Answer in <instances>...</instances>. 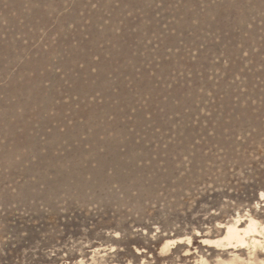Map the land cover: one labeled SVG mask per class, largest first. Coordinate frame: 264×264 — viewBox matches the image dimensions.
Returning a JSON list of instances; mask_svg holds the SVG:
<instances>
[{
  "label": "rangeland",
  "instance_id": "rangeland-1",
  "mask_svg": "<svg viewBox=\"0 0 264 264\" xmlns=\"http://www.w3.org/2000/svg\"><path fill=\"white\" fill-rule=\"evenodd\" d=\"M189 189L200 200L178 212ZM262 189L264 0H0V264H68L45 251L109 229L129 234L108 264H178L129 236L145 218L198 232L175 250L194 264L251 223L222 201Z\"/></svg>",
  "mask_w": 264,
  "mask_h": 264
},
{
  "label": "clouds",
  "instance_id": "clouds-1",
  "mask_svg": "<svg viewBox=\"0 0 264 264\" xmlns=\"http://www.w3.org/2000/svg\"><path fill=\"white\" fill-rule=\"evenodd\" d=\"M251 171L246 172L241 169L238 173V179H235L237 184L243 182L245 184L251 182ZM230 183H209L207 189L212 192L221 193L225 190L231 191ZM15 191V189H12ZM202 194V190L198 193L197 190L189 189L185 191L186 205L182 204L178 212H184L185 209L188 212L193 211V207L197 205L199 195ZM258 200L252 203H240L235 204L231 199L225 198L220 206L216 209V212L223 216L226 212L228 216H241L251 215V223L245 220L240 221V225L247 224L243 230H237L233 235L225 236L221 239L215 235L216 228L213 224V235L209 239H218V243L211 245L220 251L221 255L213 256L211 252L207 255H201L200 249L196 248L197 257L194 264H264V189L258 193ZM102 202L90 204L87 206L89 213H96ZM43 208V207H42ZM239 208V210H237ZM44 209V208H43ZM45 210V209H44ZM130 217L140 219V212L134 208L126 209ZM212 213V209H201L198 211V215L204 219H208ZM153 213H149L151 217ZM169 216L165 215L164 220H168ZM161 220L153 222L151 218H145L143 224L150 226V229L143 226H137L132 224L131 232L129 236H140L145 240V243L158 242L163 240V243L156 249V255L161 258H174L178 264H182L181 255H178L175 251L178 246H193L194 238L199 237V233L192 234L189 228L185 227L180 236H177L175 232L171 236L166 232L162 226ZM124 221H119V224H123ZM119 227V225H118ZM176 228L179 229L180 225L177 224ZM85 233L87 229L84 230ZM221 234L223 229L219 230ZM231 233L232 230L229 229ZM105 239L89 240L87 236H83L78 240L71 239V241L63 246H53L47 249L45 252L49 259L63 258L67 260L68 264H108L109 258L115 260L120 252L125 251L124 248L113 241L123 240L128 231H121L117 229H109L103 231ZM99 236V235H98ZM209 239L204 240V244H209ZM7 243L3 238H0V246ZM71 257L75 259H69L70 251ZM138 252V250H137ZM35 254V251L34 253ZM183 256L188 258L190 253H184ZM149 257L152 260V264H155V257L150 253ZM24 264H28L27 261ZM127 264H134V260L129 259ZM140 264H148V259L142 258Z\"/></svg>",
  "mask_w": 264,
  "mask_h": 264
},
{
  "label": "bare ground",
  "instance_id": "bare-ground-1",
  "mask_svg": "<svg viewBox=\"0 0 264 264\" xmlns=\"http://www.w3.org/2000/svg\"><path fill=\"white\" fill-rule=\"evenodd\" d=\"M231 230H232L231 233L228 231L229 236L233 235L238 229L237 228H231Z\"/></svg>",
  "mask_w": 264,
  "mask_h": 264
}]
</instances>
